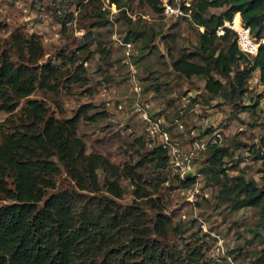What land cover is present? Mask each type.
Here are the masks:
<instances>
[{"label":"trees","instance_id":"trees-1","mask_svg":"<svg viewBox=\"0 0 264 264\" xmlns=\"http://www.w3.org/2000/svg\"><path fill=\"white\" fill-rule=\"evenodd\" d=\"M110 1L121 9L124 3L135 0ZM136 1L162 16L161 0ZM212 8L225 10L215 14L210 13ZM237 13L253 36L262 39L264 0H194L190 21L199 28L200 52L182 54L173 61V69L185 78L204 79L211 96L238 105L255 72L259 71L264 86V43L255 57H248L230 30L222 37L217 35L218 28ZM66 24L63 22V27ZM125 41L131 42L129 38ZM15 43L19 63L5 53L0 58V110L10 114L2 125L5 129L0 142V200L6 201L0 206V264H201L198 249L184 252L168 242L173 229L170 219L161 198H155L145 185L142 168L148 163L167 169L168 176L161 180L171 183L167 151L155 146L136 166L125 165L123 169L101 154H88L77 126L82 119L96 121L107 114L91 116L92 105L86 104L71 119L51 116L42 101L30 97L38 88L54 90L65 78L64 72L50 62L40 64L44 50L34 37L17 35ZM86 50V43L78 49L79 53ZM197 56L203 63L193 61ZM62 59L84 70L83 64L78 65L80 57L62 55ZM22 100L26 106L17 114ZM259 104L260 100L241 110L254 111ZM198 126L203 127V123ZM214 131L206 127L202 134ZM228 155L227 148L214 146L208 169L221 168ZM255 159L264 160V156ZM60 166L73 188L58 186ZM201 171L206 178V171ZM220 174L227 183L215 176L222 186L219 199L235 201L237 209L258 208L261 217L257 229L264 232V190L241 173L233 178L225 170ZM123 178L135 187V198L128 206L119 203L126 192ZM149 209L156 212L154 218L148 215ZM251 264H264V251Z\"/></svg>","mask_w":264,"mask_h":264},{"label":"rangeland","instance_id":"rangeland-1","mask_svg":"<svg viewBox=\"0 0 264 264\" xmlns=\"http://www.w3.org/2000/svg\"><path fill=\"white\" fill-rule=\"evenodd\" d=\"M103 1L106 3V0H0V58L5 53L14 63H19L17 35L37 39L45 55L40 64L50 62L64 72L65 78L54 90L38 88L30 99L42 101L51 116L63 121L74 117L86 104L92 105L91 116L106 113L107 116L96 121L82 119L77 135L85 142L88 154H101L123 169L125 165L136 166L152 149L147 125L130 106L132 90L123 46L129 38L139 53L136 64L142 98L152 106L154 119L172 125L175 137L182 136L177 130L178 123H184L190 130L200 122H207L208 127L221 131L220 145L229 150L221 168L208 169L210 151L198 154L195 162L198 169L206 171L202 188L209 198L200 196L195 203L187 200L184 187L173 178V172L169 174L171 183L165 184L161 179L167 175V169L150 163L142 168L146 188L155 198H161L170 219L173 229L168 242L184 252L198 249L201 264H251L264 251V232L257 229L260 212L256 207L234 208L235 201L220 200L218 194L221 183H227L221 170L229 178L241 173L264 190V160L255 159L257 155L264 156V87L259 72L251 76L248 92L238 105L211 96L204 79L185 78L173 69V61L182 54L200 52L199 28L189 19H164L148 5L135 0L124 3L116 10L118 13L110 8L115 13V21H110L103 15ZM224 10L212 8L210 13L220 14ZM63 22L67 23L65 27ZM85 43L87 50L79 53L78 49ZM62 55L71 59L74 55L80 57L78 65L83 64L84 70L65 63ZM193 61L203 63L201 56ZM259 100L262 104L256 110H241L256 105ZM120 103L124 107L122 111L117 108ZM25 106L26 100H22L16 113L20 114ZM9 116L0 110V142L5 129L2 125ZM100 175L103 181L105 175ZM57 181L61 189L74 187L61 166ZM121 184L126 192L119 203L131 205L135 187L126 178ZM4 203L0 200V206ZM147 213L152 218L156 215L152 209Z\"/></svg>","mask_w":264,"mask_h":264},{"label":"built area","instance_id":"built-area-1","mask_svg":"<svg viewBox=\"0 0 264 264\" xmlns=\"http://www.w3.org/2000/svg\"><path fill=\"white\" fill-rule=\"evenodd\" d=\"M193 2L194 0H161V7L163 9L162 17L164 19L191 20ZM110 8L114 9L115 13H118L116 10L120 8L116 4L111 3L110 0H106L102 8L104 15L110 21H115V13H112ZM201 30L203 29L201 28ZM227 30L233 33L239 49L248 57H255L259 52L260 46L264 43V37L259 40L253 36L251 28L243 23L240 13L235 14L231 21H225L223 26L218 28L217 35L222 37L226 34ZM124 42V64L129 69L128 81L132 90V104L130 106L132 107L133 113L139 117L141 122L147 125L149 146L151 148L161 146L167 151L170 158L171 171L177 180L182 183L183 187L185 186L184 193L187 195L189 202L195 203L196 199L200 196L209 198V193L204 194L203 192L205 190L202 188V181L205 179V174L201 169H198L195 161L199 153L208 152L214 146H221L220 144L223 140L221 131L216 130L212 134L203 135L202 131L208 127L207 122L203 124V127H197V124L190 130H187L184 123H178L176 125L177 130L182 136L175 137L171 131L172 125H167L163 119H154L153 115H151L152 106L146 99L142 98L143 90L137 75L136 64V57L139 56V53L136 52L133 42ZM188 101L189 105H191L192 100L189 99ZM107 102L106 105L109 106V100ZM117 108L122 111L124 107L120 103Z\"/></svg>","mask_w":264,"mask_h":264},{"label":"crops","instance_id":"crops-1","mask_svg":"<svg viewBox=\"0 0 264 264\" xmlns=\"http://www.w3.org/2000/svg\"><path fill=\"white\" fill-rule=\"evenodd\" d=\"M257 72H259V71H257ZM259 76H260V73H259ZM261 82V81H260Z\"/></svg>","mask_w":264,"mask_h":264}]
</instances>
